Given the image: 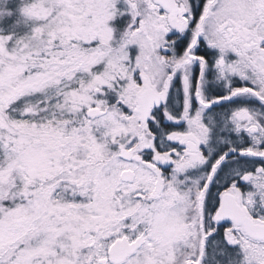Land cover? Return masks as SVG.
<instances>
[{
  "label": "snow or ice",
  "instance_id": "1",
  "mask_svg": "<svg viewBox=\"0 0 264 264\" xmlns=\"http://www.w3.org/2000/svg\"><path fill=\"white\" fill-rule=\"evenodd\" d=\"M0 264H264V0H0Z\"/></svg>",
  "mask_w": 264,
  "mask_h": 264
}]
</instances>
